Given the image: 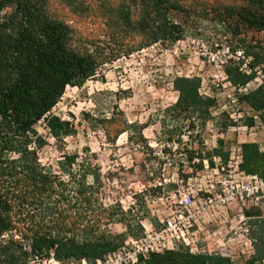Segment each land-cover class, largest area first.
Returning a JSON list of instances; mask_svg holds the SVG:
<instances>
[{
  "label": "trees",
  "instance_id": "trees-1",
  "mask_svg": "<svg viewBox=\"0 0 264 264\" xmlns=\"http://www.w3.org/2000/svg\"><path fill=\"white\" fill-rule=\"evenodd\" d=\"M233 1L235 4L219 5L222 17L234 20L237 26L264 31V0ZM58 2L74 12L85 9L81 0ZM100 4L107 16L109 38H131V43L123 47L126 54L182 39L184 20L196 11L191 0H100ZM73 43L71 27L58 18L49 0H0V264H30L34 258L43 260L51 255L62 263L81 259L92 263L119 251L123 242L122 236L93 235L94 229L100 227L105 207L95 209L101 176L88 147L83 149V155L63 153L56 162L57 171L40 161L39 152L48 140L36 125L42 121L57 143L74 135V124L53 114L52 109L67 86L82 87L110 59L97 49ZM260 51L262 48L251 53L248 69L236 63L225 65L223 72L232 86L243 87L255 78V68L264 65V53ZM172 87L177 98L159 119V144L162 140L181 141L182 136L191 140L194 132L198 136V131L212 119L216 105L214 97L201 93L197 76H176ZM115 96L120 98L117 93ZM237 100L264 115L263 84L240 93ZM111 110L110 115L97 117L84 112L83 118L90 120L93 129L102 128L111 143L125 132L130 141L134 139L151 150L142 131L145 125L128 122L117 104ZM228 117L221 123L224 129L235 124ZM223 145V139H218L216 147L202 154V141L198 139L196 148L190 145L185 149L186 161L198 159L193 163L194 171L202 167L204 159L213 165L214 156L225 162L228 150ZM239 147L240 169L264 178V151L255 142H243ZM82 203L81 208L72 209V205ZM248 210L244 213L251 217ZM119 211L122 216L117 218L123 220L124 211ZM113 215H106L108 222L115 220ZM252 223L256 226L252 230L253 253L244 264H264V218ZM136 264L234 262L227 255L194 253L176 244L171 249L139 256Z\"/></svg>",
  "mask_w": 264,
  "mask_h": 264
},
{
  "label": "rangeland",
  "instance_id": "rangeland-1",
  "mask_svg": "<svg viewBox=\"0 0 264 264\" xmlns=\"http://www.w3.org/2000/svg\"><path fill=\"white\" fill-rule=\"evenodd\" d=\"M81 1L85 6L82 12H74L58 0H49V6L71 27L73 44L97 49L113 60H106L96 76L82 87L67 86L52 109L53 114L74 124V135L57 143L42 121L36 125L37 131L48 140L39 157L42 164L57 171L56 162L63 153L83 155L85 147L94 153L91 159L98 165L101 176L98 201L94 204L95 209L101 205L105 210L100 214V227L94 229L93 235L122 236L119 248L122 250L144 237L149 225L157 231L161 225L159 217L164 218L171 212L174 204L169 195L181 188L186 190L187 178L198 172L193 166L198 159L187 162L185 155L190 145L197 147L198 139L202 141V154L216 147L218 139H223L224 150L243 142H255L264 148V115L238 102L237 97L244 90L232 86L223 72L225 65L230 63L248 69L253 58L251 53L259 48H262L260 53H264V31L237 26L234 20L222 17L219 5L235 4L233 0H191L196 11L185 18L182 39L170 45L155 43L126 54L123 47L128 41L131 43V38H121V35L117 39L109 38L107 16L100 0ZM262 67L264 65L255 68L256 76L246 86L248 90L264 85ZM176 76L199 77L201 93L214 97L216 105L212 119L198 131V136L194 132L191 140L182 136L181 141H174V138V142L162 140L159 144V119L177 98L172 87ZM115 93L120 98L117 99ZM114 104L128 122L145 125L142 131L151 150L145 144L135 143L134 139L130 141L125 132L111 143L102 128L93 129L90 120L87 122L83 118L84 112L93 117L108 116ZM228 115L235 124L224 129L221 123L229 119ZM243 205L236 201L228 205L224 213L211 209L203 219L200 217L205 229L195 237L197 249L193 252L220 253L229 256L234 264H244L253 253V247L247 246L256 228L252 222L264 218V197ZM82 206L83 203L74 204L72 209ZM119 208L124 211L123 220L117 218L122 216ZM241 209H249L251 215L246 220L249 234L243 236L239 235L245 227L239 223ZM111 213L115 220L108 222L106 215ZM45 260L34 258L30 264H45ZM60 263L80 264V260Z\"/></svg>",
  "mask_w": 264,
  "mask_h": 264
},
{
  "label": "built area",
  "instance_id": "built-area-1",
  "mask_svg": "<svg viewBox=\"0 0 264 264\" xmlns=\"http://www.w3.org/2000/svg\"><path fill=\"white\" fill-rule=\"evenodd\" d=\"M247 85L240 89L244 92L248 91ZM259 149L264 151L261 146ZM227 150L228 157L225 162L220 157L214 156L213 165H210L204 159L202 167L195 171L198 172L187 178L186 190L181 188L169 195L168 198L174 205L168 215L164 218L159 217L161 225L157 231L149 225L145 228V236L129 244L128 248H122V250L109 254L105 259H96L92 263L81 259L80 264H136L139 256L145 257L149 252L171 249L176 244H181L193 252L197 249L195 237L205 229L199 218L203 219L207 211L219 209L224 213L227 206L233 202L239 201L242 205L246 204L243 206H247V203L263 198L264 178L245 173L240 169L239 145ZM200 193L204 194L201 200H198ZM250 218L241 209L239 223H243L245 227L241 229L239 235L249 234L246 220ZM206 232L209 234L208 231ZM247 246L253 247L252 240ZM44 263L61 264L52 255Z\"/></svg>",
  "mask_w": 264,
  "mask_h": 264
}]
</instances>
